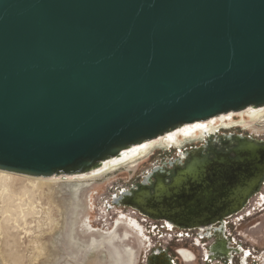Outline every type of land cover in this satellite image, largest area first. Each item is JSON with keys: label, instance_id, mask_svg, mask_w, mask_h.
Segmentation results:
<instances>
[{"label": "water", "instance_id": "water-1", "mask_svg": "<svg viewBox=\"0 0 264 264\" xmlns=\"http://www.w3.org/2000/svg\"><path fill=\"white\" fill-rule=\"evenodd\" d=\"M249 107L264 0H0V170L91 172Z\"/></svg>", "mask_w": 264, "mask_h": 264}, {"label": "flooded vegetation", "instance_id": "flooded-vegetation-1", "mask_svg": "<svg viewBox=\"0 0 264 264\" xmlns=\"http://www.w3.org/2000/svg\"><path fill=\"white\" fill-rule=\"evenodd\" d=\"M258 126L257 130H245L249 132L221 126L192 140H181L177 146H160L151 150L132 166L133 169L148 160L155 151H160L157 153L159 156L151 160L137 180L118 191L113 204L130 208L145 221L157 222L159 225L150 224V229L153 233L158 231V237H164L163 241L166 237L168 241L190 240L201 250L205 264L263 263L264 255L253 254L232 233L233 225L250 216L251 208L264 206V133L259 132L264 131V122ZM79 183L83 184L81 199L85 195L87 214H83L81 219L82 208L77 206L74 219L82 223L81 231L74 220L70 238L74 239L75 235L85 237L87 245L94 238L104 239V242L108 239L107 242L116 244L122 252L133 248L132 264L136 250L131 242L138 239L143 245L144 240H148L142 227L126 215L116 217L114 228L113 220L107 227H97L92 222L95 207L92 200L99 186H92L89 181ZM134 207L143 208L145 212L134 210ZM127 220L134 225L138 237L132 235L133 228L127 225ZM115 232H121V238L124 235L126 238L113 240L110 235ZM149 243L152 244L151 238ZM176 248L173 247L172 256L167 246L154 247L145 264H178L177 260H183L181 255L190 261L189 264H195V248ZM181 261L185 264L184 260Z\"/></svg>", "mask_w": 264, "mask_h": 264}, {"label": "rangeland", "instance_id": "rangeland-1", "mask_svg": "<svg viewBox=\"0 0 264 264\" xmlns=\"http://www.w3.org/2000/svg\"><path fill=\"white\" fill-rule=\"evenodd\" d=\"M258 125L253 127L257 128ZM258 128L263 127L258 126ZM243 132L249 131L243 130ZM259 132L264 133L262 130ZM158 152L160 151H155V154L135 169L133 165L123 166L91 181L92 186L97 184L99 186L92 200L95 204L92 213L93 224L100 228L107 227L111 225L112 220H116L117 216L126 215L139 223L148 238L144 240L143 245L138 239L131 242L136 250L132 264H145L151 253L150 250L157 246H167L172 256H174L173 247L184 246L191 249L196 247L185 238L179 241L173 239L168 241L166 237L163 241L164 237H158V231L154 230L155 233H153L151 230L152 225L150 224L159 225L157 222L145 221L130 208L121 207L115 202L113 204V197L117 196L118 191L127 188L137 180L142 171L149 167L151 160L159 156ZM68 185H70L68 182H58L52 186V191L49 190L51 187L42 190L31 189L30 185L21 178L9 185V194L15 195L9 196L7 192L0 190V264H116L114 247L107 245V242L103 241L92 247L85 243V237L75 235L73 241L71 240L70 230L75 220L73 217V203L75 202L71 191L68 190L70 189ZM23 188L27 189L26 194ZM88 205H90L89 202ZM78 206L82 208V219L83 214H87L85 195L82 196ZM75 221L81 231L82 223ZM255 226L257 228L253 229ZM232 233L235 234L238 242L249 247L253 254L264 255V206L251 208L250 216H245L240 223L233 225ZM132 235L135 238L138 237L133 231ZM150 238L152 244L149 243ZM196 248L197 261L195 264H205L201 250ZM177 263L183 264L178 260Z\"/></svg>", "mask_w": 264, "mask_h": 264}, {"label": "bare ground", "instance_id": "bare-ground-1", "mask_svg": "<svg viewBox=\"0 0 264 264\" xmlns=\"http://www.w3.org/2000/svg\"><path fill=\"white\" fill-rule=\"evenodd\" d=\"M263 122H264V107L257 108V109L249 107L243 111L230 112L228 114H223V115H220L219 117L210 118L209 120L201 121L200 123H196L194 125H187L181 129H178V130L172 132V133H168L166 135L160 136V137L155 138L153 140L147 141L143 145H141L135 149H132L128 152H123L117 158H114V159H111L107 162H104L100 167L92 170L91 172H86V173H82V174L60 175V176L58 175V176H52V177L44 178V177H31V176L17 175V174H13V173H9V172L0 170V190L2 192H7L8 193L7 195H9V196L15 195V194H12V195L9 194V185H10V183L14 182L15 180H18L21 178L23 181H26L28 183V185H30L29 187L31 189H38V190H42L43 188L48 189L51 187L49 190L52 191L51 190L53 188L52 186H54L58 182L59 183L60 182H68V183H70V185H68V187H70V189H68V190L71 191L72 199L75 202V203H73L74 204L73 217H74L76 215V209H77L78 203L81 201V194L83 191V184H80L79 182H86V181H90V180L93 181V179H96L97 177L105 175L111 171H115V170H117L123 166L135 165L138 161H140L142 158H144L146 155H148V153L151 150H153L157 147L161 146L164 148H169L170 146H173V145L177 146L181 140H192L196 137H199L200 135H203L204 132H206V133L207 132L208 133L213 132V131H215V129H217L218 127H221V126L225 127L226 129H230L232 127H237V128H240L241 130L253 131V130H257V128L253 127L254 125H258L259 123H263ZM63 188H65V190H67L65 186H63ZM70 191H68V192H70ZM23 192H24V194H26V192H28V191H27V189H24ZM51 194L52 193H50V195ZM78 194H80L79 198H78ZM19 199H21V198H19ZM26 205H28V204H26ZM30 205L33 206V204H30ZM32 206H31V209H32ZM75 206H76V208H75ZM85 222L88 224L89 223L88 219H85ZM116 223H117V219L115 221H113V228L115 227ZM126 223L128 226L129 225L132 226L133 232H135L137 234V232L135 231V227L130 222V220H127ZM120 229H124V228H120ZM120 234H121V232H115L112 235H110V237L115 241H121L123 238H126L125 235L123 238H121ZM111 238H109V240H112ZM72 239L73 238H71V240ZM107 241H108V239H106V242ZM101 242H103L102 239H95L94 238L91 240V242L88 246L94 247V246H97ZM75 244H76V242H75ZM107 245H111L114 247L115 254H116V257H114V261L116 264H131L132 259L134 257L133 248H127L126 251L122 252V250L117 248L116 244L113 245L112 242H107ZM98 247H101V246H98ZM179 253H180V251H179ZM180 255H181V253H180ZM181 257L186 264L190 263V261L187 262L183 258L182 255H181ZM179 260L181 261V258Z\"/></svg>", "mask_w": 264, "mask_h": 264}]
</instances>
